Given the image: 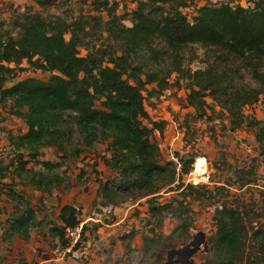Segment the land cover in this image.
Wrapping results in <instances>:
<instances>
[{"label":"trees","instance_id":"16d2710c","mask_svg":"<svg viewBox=\"0 0 264 264\" xmlns=\"http://www.w3.org/2000/svg\"><path fill=\"white\" fill-rule=\"evenodd\" d=\"M29 1L38 10L26 6L7 23L0 21V121L6 114L25 127L6 133L0 187L10 188L18 179L50 195L62 185L56 172L61 163L39 159L42 149L53 148L58 158L77 159L106 143L100 160L116 178L99 181L101 199L114 204L120 194L147 197V212L157 225L170 214L184 226L185 216L191 220V202L210 193L182 181L192 158L179 153L161 158L154 133L162 134L166 122L150 117L145 100L183 87L192 122L213 111L209 99L226 113L228 130L239 129L245 107L264 105V0H250L246 7L206 3L189 19L181 10L190 0H133L129 26L117 14L115 1L90 0L92 14L73 9L70 0ZM50 9L61 15L51 16ZM198 50L204 67L191 70L188 65L198 59ZM23 62L48 78L17 79L26 70ZM252 124L264 146V125ZM5 179L11 183L5 185ZM161 191L176 196L159 203ZM7 197L18 215L11 219L10 231L25 239L41 223H35L37 211L12 189ZM80 215V207L60 208L61 226L49 232L62 246L64 228L77 226ZM263 216L246 205L222 202L214 210L210 257L202 264H264ZM85 231L83 226L81 235Z\"/></svg>","mask_w":264,"mask_h":264},{"label":"rangeland","instance_id":"374dc122","mask_svg":"<svg viewBox=\"0 0 264 264\" xmlns=\"http://www.w3.org/2000/svg\"><path fill=\"white\" fill-rule=\"evenodd\" d=\"M109 1L118 3L117 14L122 15L124 25L129 26L130 12L136 3L133 0ZM89 2L90 0H70L73 9L80 8L83 14H92L89 12ZM206 3L251 6L250 0H190L188 6L181 11L189 19L198 7ZM26 6L38 10L29 0H0V21L7 23L10 16L22 12ZM48 13L51 16L61 15L60 11L53 9ZM102 17L105 19L104 14ZM84 54L85 51L80 50V55ZM197 55L198 59L188 65L191 70L204 67L200 62V50ZM22 67L26 70L20 72L17 79L48 78L42 71L30 70L25 62ZM147 88L150 89L151 86ZM186 93L183 87L172 88L158 98L145 100V109L150 117L166 122L162 134L154 133L161 158L172 159L174 153H179L185 159L192 158L191 169L182 177V181L193 186H203L210 193L205 195L207 198L204 200L191 202L188 214L191 220L185 216L184 226H180L181 222L170 214H166L160 225H157L147 212V197L137 199L120 194L114 204L101 199L99 181L103 183L116 178L114 172L98 163L101 154L105 153L103 150L106 143L96 144L92 151L77 159L58 158L54 149L44 150L40 159L59 161L61 167L56 172L62 176L63 182L50 195L42 194L40 199L33 197L30 202L37 208L39 200H46L47 204L44 205L47 206L42 212L38 209L37 216L43 213L44 217L52 221L51 218L54 220L55 213H58L59 194L66 189H75L80 199L75 205L83 210L78 217L79 224L86 228L80 237L76 264H202L210 257L208 240L215 231L213 215L217 206L225 202L232 206L246 205L259 213L264 212V146L258 143L257 129L252 124L255 120L264 125L263 103L245 107V122L239 129L230 131L226 113L209 99L207 102L212 105L213 111H208L206 117L192 122L189 115H193V110L184 107ZM1 127L4 131H0V140L5 138L7 131L14 133L25 130L19 119L6 114H3L0 121ZM1 148L3 147L0 146ZM198 159L203 161L202 175L194 173V163ZM159 194L161 196L156 199L159 203L176 196L174 191H161ZM261 221L264 222V216ZM191 242L195 245H189ZM171 250L178 252L169 254ZM192 250L195 253L190 256Z\"/></svg>","mask_w":264,"mask_h":264},{"label":"crops","instance_id":"0c3cea01","mask_svg":"<svg viewBox=\"0 0 264 264\" xmlns=\"http://www.w3.org/2000/svg\"><path fill=\"white\" fill-rule=\"evenodd\" d=\"M14 134L12 132L7 131V134ZM8 145V140L5 135V138L0 140V146L3 148L0 151H6ZM53 150V148H46ZM45 149H42L40 152L39 159L41 155H43ZM104 151V150H103ZM0 152V157L5 156L6 152L3 154ZM102 155H106L102 153ZM41 160L51 161L45 158H41ZM98 163L103 165V162L98 160ZM96 165V163L94 164ZM31 166V165H29ZM106 167V166H105ZM108 168V167H107ZM5 185L11 183L10 179L3 180ZM12 189L15 193L21 195L25 200H27L30 204L32 202V198L35 199L43 193L36 191L31 186H23L19 184L18 179H14V183L8 187L1 188L0 187V264L4 263H14V264H76V261L70 259L68 257L60 258L56 256L54 253L55 250L61 249L64 246L61 245V241L56 235H53L49 232L51 227H60L61 222L58 220L59 210L62 206L70 205L76 207V202H80L79 197L77 196L75 189L64 191L63 193L59 194V206L57 207L58 213H55V219L52 221L48 220L44 217V214L37 216L39 212H42L47 204L46 200H39L38 207L34 208L32 205L31 207L33 210L37 211L35 216V223L41 222L40 225L34 227L29 232L27 238L23 239L18 234H12L9 228V223L11 219L18 217L17 213L14 211L13 203L7 197V191ZM46 195V194H43ZM54 202V200H53ZM41 205V206H40ZM80 207V206H77ZM39 209V212H38ZM81 209V207H80ZM83 211V210H81ZM89 245V243L87 244Z\"/></svg>","mask_w":264,"mask_h":264},{"label":"built area","instance_id":"2783aa9c","mask_svg":"<svg viewBox=\"0 0 264 264\" xmlns=\"http://www.w3.org/2000/svg\"><path fill=\"white\" fill-rule=\"evenodd\" d=\"M81 224L75 227H67L63 230V237L66 240V245L54 251L56 256L60 258L68 257L70 259L76 260L78 258L77 249L80 247L81 242ZM4 264H14V263H4Z\"/></svg>","mask_w":264,"mask_h":264},{"label":"bare ground","instance_id":"6f19581e","mask_svg":"<svg viewBox=\"0 0 264 264\" xmlns=\"http://www.w3.org/2000/svg\"><path fill=\"white\" fill-rule=\"evenodd\" d=\"M195 172L194 173H203L204 168H203V161L198 159L195 163ZM202 175V174H201ZM194 176V175H193ZM196 179V178H195ZM194 180V179H193ZM197 180V179H196ZM197 182V181H196Z\"/></svg>","mask_w":264,"mask_h":264},{"label":"water","instance_id":"95a60500","mask_svg":"<svg viewBox=\"0 0 264 264\" xmlns=\"http://www.w3.org/2000/svg\"><path fill=\"white\" fill-rule=\"evenodd\" d=\"M189 245H195V244L193 242H191V243H189ZM186 248H187V246H186ZM177 252H178L177 250H171V251H169V254H175ZM194 253H195V250H192L190 252V256L193 255ZM189 264H192V262H190Z\"/></svg>","mask_w":264,"mask_h":264}]
</instances>
